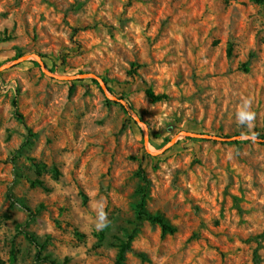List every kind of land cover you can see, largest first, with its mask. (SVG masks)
Masks as SVG:
<instances>
[{"label": "rangeland", "instance_id": "374dc122", "mask_svg": "<svg viewBox=\"0 0 264 264\" xmlns=\"http://www.w3.org/2000/svg\"><path fill=\"white\" fill-rule=\"evenodd\" d=\"M24 231L67 264L129 237L121 264H264V0H0V264H34Z\"/></svg>", "mask_w": 264, "mask_h": 264}, {"label": "trees", "instance_id": "16d2710c", "mask_svg": "<svg viewBox=\"0 0 264 264\" xmlns=\"http://www.w3.org/2000/svg\"><path fill=\"white\" fill-rule=\"evenodd\" d=\"M254 2H261V0H252ZM227 55L230 56L231 55V46L228 47L227 49ZM242 70L244 72H248V68L247 65L244 64L242 66ZM136 71H132L133 74H135ZM145 96L146 98L152 102V103H159L162 101L167 100V95L165 94H161V95H157L155 94L151 89H146L145 90ZM121 107L126 110V107L124 105H121ZM35 184H37L38 186L43 187V183L41 181H33L31 182V186H34ZM146 196V191L142 192L141 195V200L140 203L137 206L138 209V218H145L146 220L150 221L153 224L158 225L161 228V232L162 235H173L176 232V228L171 226L166 220H164L161 216H157V215H149L144 211V199ZM28 212V216L29 219H33L37 213L34 212L32 213L31 211L27 210ZM25 238L35 247V256H34V264H38V263H45V264H67L68 260L64 259L62 262H58L54 259H51L50 257L43 255V250H44V246L43 244H40L39 242H37V240L35 239V237L30 234L27 231L23 232ZM131 239V237H129L127 239V241H121L119 244V251H118V255H117V263L121 264L123 261V256L124 253L128 250L129 248V240Z\"/></svg>", "mask_w": 264, "mask_h": 264}, {"label": "clouds", "instance_id": "9594fccd", "mask_svg": "<svg viewBox=\"0 0 264 264\" xmlns=\"http://www.w3.org/2000/svg\"><path fill=\"white\" fill-rule=\"evenodd\" d=\"M237 121L240 125H247L249 128L255 120V112L252 110V101L249 98H244L236 113ZM107 225V214L100 210L98 212V223L96 227L103 229Z\"/></svg>", "mask_w": 264, "mask_h": 264}]
</instances>
